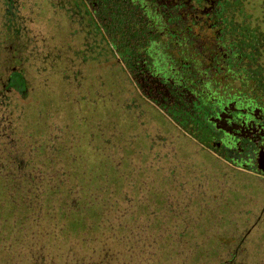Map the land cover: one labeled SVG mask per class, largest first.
Segmentation results:
<instances>
[{"label":"flooded vegetation","instance_id":"1","mask_svg":"<svg viewBox=\"0 0 264 264\" xmlns=\"http://www.w3.org/2000/svg\"><path fill=\"white\" fill-rule=\"evenodd\" d=\"M34 1L0 0V264H264L263 118L245 121L243 139L258 143L253 147L251 140L232 145L228 128L189 131L135 89L117 56L118 74L153 131L142 149L157 158L156 147L160 163L138 180L115 178L114 199L109 208L99 205L96 224L73 219H84L88 206L69 200L80 176L74 151L57 128L49 92L38 85L60 68L74 73L75 84L84 77L81 66L110 57L90 27L88 0H47L67 20L59 43L37 19ZM138 219L147 220L140 229ZM219 230L212 254H203V236Z\"/></svg>","mask_w":264,"mask_h":264},{"label":"trees","instance_id":"2","mask_svg":"<svg viewBox=\"0 0 264 264\" xmlns=\"http://www.w3.org/2000/svg\"><path fill=\"white\" fill-rule=\"evenodd\" d=\"M88 1L105 55L137 91L189 131L258 144L242 130L264 121V0Z\"/></svg>","mask_w":264,"mask_h":264},{"label":"rangeland","instance_id":"3","mask_svg":"<svg viewBox=\"0 0 264 264\" xmlns=\"http://www.w3.org/2000/svg\"><path fill=\"white\" fill-rule=\"evenodd\" d=\"M34 3H37L36 17L41 19L48 37L57 40V43L64 41L68 25L64 15L54 12L47 0H35ZM65 48L55 49L57 63H60ZM80 70L84 77H79L75 84L72 82L74 73L60 68L38 86L49 92L47 95L55 103L57 128L65 132L67 142L72 145L73 171L80 176L78 182V177L72 180L76 185L69 200L76 206L88 205L83 213L84 219L83 216L73 215V219L80 220L78 223L86 225L98 222L99 218H94L93 214L99 211V205L110 207L115 195L111 191L115 178L138 180L141 175L154 174L153 169L159 165L161 153L156 147L150 148L156 152V158L151 152L142 149V146L149 148L148 137H151L153 131L145 116L135 108L132 88L118 74L116 61L108 58L104 62L85 63ZM67 75L70 84L66 81ZM43 103L41 100L40 104ZM37 108L33 110L37 111ZM42 111L41 116L43 114L44 118H48ZM257 184V181L250 182L254 189L258 188ZM75 190L79 193H74ZM146 222H139L138 219V229L144 227ZM222 233L219 230L203 236V254L211 253L212 240L216 237L219 240ZM261 239L264 242V229Z\"/></svg>","mask_w":264,"mask_h":264}]
</instances>
